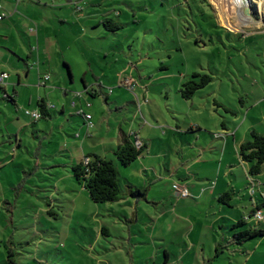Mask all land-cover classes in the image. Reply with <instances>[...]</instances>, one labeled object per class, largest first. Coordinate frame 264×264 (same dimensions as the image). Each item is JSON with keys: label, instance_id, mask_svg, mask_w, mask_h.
Masks as SVG:
<instances>
[{"label": "rangeland", "instance_id": "374dc122", "mask_svg": "<svg viewBox=\"0 0 264 264\" xmlns=\"http://www.w3.org/2000/svg\"><path fill=\"white\" fill-rule=\"evenodd\" d=\"M207 2L0 0V75L18 93L15 105L0 86V264L9 241L23 262L264 264V237L228 246L205 220L214 212L207 198L195 204L173 188L197 195L216 177L232 181L246 198L222 206L233 222L264 196V170L248 175L233 137L225 150V134L238 142L264 133V0H244L249 16L233 0ZM194 73L211 81L184 100L181 85ZM41 98L65 112L34 126L26 112ZM74 101L93 118L89 132ZM119 125L147 145L132 166L119 165L120 184L145 198L95 204L71 161L97 153L115 161Z\"/></svg>", "mask_w": 264, "mask_h": 264}, {"label": "trees", "instance_id": "16d2710c", "mask_svg": "<svg viewBox=\"0 0 264 264\" xmlns=\"http://www.w3.org/2000/svg\"><path fill=\"white\" fill-rule=\"evenodd\" d=\"M207 4V0H202ZM210 7L209 4H207ZM106 29L113 31L120 28V25L106 20L103 22ZM67 68L68 75L72 79L71 68L67 63H64ZM199 77V81L194 79ZM211 78L206 75L194 73L192 78L181 85L180 94L182 99L191 100L197 90L203 88L209 82ZM84 83V80H82ZM6 101H10L15 104L14 97L5 95ZM37 111L40 113L41 118L39 120H47L51 118V114L55 113L53 108L50 107L44 99H40L37 103ZM83 117L82 114H79ZM38 120V121H39ZM34 123L37 121H33ZM225 124H222V129H225ZM121 145L114 151V160H109L105 157H101L97 154L89 155L84 159L79 160L77 163L70 165V171L74 180L88 193L91 201L95 204H113L120 203L129 198L143 199L145 194L141 193L139 189L133 188L131 185L122 186L119 182L118 164L122 167H129L134 163L147 149V145L137 139L135 133L129 134L119 127ZM239 157L241 162L247 165L248 175L250 177L261 174L264 170V134H260L256 131H251L250 139L243 142L239 147ZM232 192H225L222 194L218 201L225 206H231L230 200L232 199ZM258 204L254 205V209L248 214L243 215L240 220L233 222L229 226V238H223L222 241L228 246L242 247L248 242L253 240H260L264 237V229L251 225L249 222L257 211L264 208L263 196L258 198ZM262 213V212H261ZM262 224V222H257ZM13 243L9 241L7 243V256L4 264H59L60 262H23L18 258L19 253L12 247ZM222 248L221 242L216 246V257L219 254V249ZM166 258L168 257L167 254ZM20 260V261H19ZM75 264L74 262H62L61 264ZM86 263V262H84ZM80 264V262H76ZM86 264H92L87 262ZM94 264V262H93Z\"/></svg>", "mask_w": 264, "mask_h": 264}, {"label": "crops", "instance_id": "0c3cea01", "mask_svg": "<svg viewBox=\"0 0 264 264\" xmlns=\"http://www.w3.org/2000/svg\"><path fill=\"white\" fill-rule=\"evenodd\" d=\"M48 77V80H46V78ZM49 81V76H47V75H44V77L43 78H41L40 79V82H39V85H40V87L41 86H46V84H47V82ZM84 85H85V87H86V83H85V81H84V83H83ZM2 88H4V89H2L3 90V93H4V95H9V96H12V97H14V100H15V105H17V100H16V98H17V92H16V90L15 89H13L12 90V93H10L8 90H7V85H3V86H1ZM86 90H88L87 89V87H86ZM76 94H80V97L79 98H82L83 97V95H82V93H76ZM75 94V95H76ZM5 99V98H4ZM41 99H43V98H41ZM40 100V99H39ZM47 103V102H46ZM73 103H75V106H73V109H74V112H75V114L73 115V116H75V117H81L78 113L80 112V111H83L84 113L86 112L85 110H84V107H83V105H81L80 103L78 104L77 102H73ZM81 103H82V101H81ZM88 103V102H87ZM48 104V103H47ZM49 105V104H48ZM50 107H52L53 108V110H54V112H55V116H57V114H60L61 116L62 115H64V112H65V107L62 105V107L60 108V112H58L57 111V109L53 106V105H49ZM91 107V106H90ZM90 107H87V108H90ZM36 111V110H35ZM85 114H88V113H85ZM53 117V114H51V118ZM59 117V116H58ZM50 118V119H51ZM83 118V117H82ZM40 121V120H39ZM39 121H37V122H35V123H33V125L34 126H36L37 125V123L39 122ZM92 121H93V118H92ZM94 125V124H93ZM86 126V123H85V121H84V123H83V127H85ZM120 126H122V125H119V127ZM87 127V126H86ZM87 130H88V132L91 130V129H88L87 128ZM223 131H225V132H227L228 131V128L227 127H225V129H222ZM253 131V130H252ZM254 131H256V130H254ZM256 132H258L259 133V131H256ZM129 134H133V131H130V132H128ZM228 133V132H227ZM136 135H137V133H135ZM260 134H264V133H260ZM225 136H226V138H225V140L227 141L226 142V147H225V150H226V148L228 149L229 147H230V145H229V141H230V137H233L234 138V148H233V150L238 154V157H239V147H240V145L243 143V142H246V141H248L247 139H246V137H245V139H242V141H238L237 142V140H236V138H237V133H235V132H232V133H230V134H225ZM137 137H138V135H137ZM138 139V138H137ZM138 140H140V139H138ZM141 141V140H140ZM120 146V145H119ZM224 150V151H225ZM84 152V151H83ZM225 154V152L223 153V155ZM97 155H99V156H101V157H104L103 155H100V153H97ZM106 158V157H105ZM141 158V156L134 162V163H136L139 159ZM224 158V157H223ZM239 159H240V157H239ZM241 161V160H240ZM75 161H71V164H73ZM243 163V162H242ZM244 164V163H243ZM132 165H133V163H132ZM132 165H130V166H132ZM245 166H247L246 164H244ZM129 166V167H130ZM125 168V167H124ZM127 168V167H126ZM145 168V167H144ZM144 170H146V169H144ZM118 171H119V164H118ZM219 172L220 173H222L223 172V167L222 166H220V169H219ZM223 174V173H222ZM230 174H233V172L232 171H230ZM211 175H203V177H201V178H199V176L198 175H195V179L196 180H198L199 182L200 181H203V180H205L206 182H208L209 180L207 179L208 177H210ZM225 176V175H224ZM226 176H229V173H228V175H226ZM119 177H120V172H119ZM234 177H235V175H234ZM188 179V177H184L183 178V180L184 181H186ZM227 180L226 179H222V180H220V176L219 177H216V179H215V181H213V182H211L210 184H207V185H205V186H203V190H201L202 192H200L199 194H197V195H195V194H193L190 190H189V188L186 186V188L188 189V192H189V196L188 197H185V199H187V198H189L190 200H192L195 204H198V200L199 199H203L204 197H206L207 198V201H208V204H209V208L210 209H212V210H214V212H212V214L210 213V211H209V213H207L208 214V217L207 216H205V220L206 221H208L209 222V224H210V226H209V228L211 229V231H213V232H215V228L217 227V229H216V231H217V233L219 234V235H221V237H220V240H222L223 238H225L224 236H225V234H226V232H224L223 230L224 229H226V228H228V226H226L225 225V223L226 222H228V221H232L233 222V219H229L228 217H225V216H223L222 215V212H223V207L222 206H225V205H222V204H220V202L218 201V198L222 195V194H224L225 192H229V191H231L233 194H232V199L230 200V201H233L234 202V204L236 203V205L235 206H233V205H231V203H230V205L231 206H227V207H229V208H235V207H237V206H239L240 204H241V201H243V200H245L246 198L245 197H243V196H240L239 195V191L238 190H236V189H234V187L232 186V181H229V182H226ZM129 184V183H128ZM127 184V185H128ZM129 185H131V184H129ZM132 186V185H131ZM133 188H135L134 186H132ZM225 188H228L226 191H224L225 190ZM135 189H137V188H135ZM202 193V194H201ZM190 195H191V197H190ZM200 197V198H199ZM212 201H216V206H213V205H211L210 203L212 202ZM120 203H124L125 205H128V206H131V203H130V201H129V199H127V200H125V201H122V202H120ZM116 204V203H115ZM117 204H119V203H117ZM219 205V207L220 208H218L217 206ZM245 210H246V212H243L242 213V216L243 215H246V214H248V210H250V209H246L245 208ZM263 224V223H262ZM257 228H258V224H254ZM261 228V227H260ZM221 233V234H220ZM221 242V241H220ZM219 242H215V244H216V246H217V244H218ZM215 250H216V247H215ZM100 264H102V262H99ZM94 264H97V262H94ZM106 264H109L108 262L106 263Z\"/></svg>", "mask_w": 264, "mask_h": 264}, {"label": "built area", "instance_id": "2783aa9c", "mask_svg": "<svg viewBox=\"0 0 264 264\" xmlns=\"http://www.w3.org/2000/svg\"><path fill=\"white\" fill-rule=\"evenodd\" d=\"M7 78H8V75L6 74L0 75V86L5 85ZM46 80H48V77L46 78ZM76 96L80 97V94H76ZM72 106H75V103H72ZM90 106L91 105L87 103V107H90ZM78 114L83 115V118L85 120V123L88 129H92L94 127L92 123V116L90 114H85L83 111H80ZM26 116L29 117L32 121H38L41 118V115L38 111H34V112L27 111ZM173 188L175 192L178 194V196L183 197V198L189 196V192L186 187H180V186L174 185ZM254 219L257 222H264V215L260 211H257L256 214L254 215Z\"/></svg>", "mask_w": 264, "mask_h": 264}, {"label": "water", "instance_id": "95a60500", "mask_svg": "<svg viewBox=\"0 0 264 264\" xmlns=\"http://www.w3.org/2000/svg\"><path fill=\"white\" fill-rule=\"evenodd\" d=\"M242 12H243V15L244 16H249V9H248V6L247 5H245L244 7H243V10H242Z\"/></svg>", "mask_w": 264, "mask_h": 264}, {"label": "bare ground", "instance_id": "6f19581e", "mask_svg": "<svg viewBox=\"0 0 264 264\" xmlns=\"http://www.w3.org/2000/svg\"><path fill=\"white\" fill-rule=\"evenodd\" d=\"M235 1L237 5H241V8L244 6L243 3H244V0H233Z\"/></svg>", "mask_w": 264, "mask_h": 264}]
</instances>
